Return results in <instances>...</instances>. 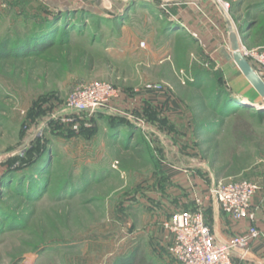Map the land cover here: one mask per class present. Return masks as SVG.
I'll return each instance as SVG.
<instances>
[{"label":"rangeland","instance_id":"374dc122","mask_svg":"<svg viewBox=\"0 0 264 264\" xmlns=\"http://www.w3.org/2000/svg\"><path fill=\"white\" fill-rule=\"evenodd\" d=\"M218 1L227 11L215 0L0 3V45L29 29L35 15L67 9L94 15H71L84 28L39 56L0 58V204L22 221L12 231L0 228V264H120L135 252V264H177L164 220L195 209L196 198L204 214L216 180L261 185L264 118L250 114L264 104L231 60L230 34L239 48L264 50V0ZM88 83L111 85L122 96L93 115L65 112L68 94ZM231 84L257 102L235 97ZM148 85L162 91H146ZM220 88L251 109L209 132L206 124L220 120L208 108ZM101 116L128 127L110 131ZM236 121L249 129L238 143ZM88 129L95 130L90 138ZM41 146L49 153L47 192L35 202L21 200L4 186L7 169L20 171ZM68 177L69 189L57 196Z\"/></svg>","mask_w":264,"mask_h":264},{"label":"built area","instance_id":"2783aa9c","mask_svg":"<svg viewBox=\"0 0 264 264\" xmlns=\"http://www.w3.org/2000/svg\"><path fill=\"white\" fill-rule=\"evenodd\" d=\"M217 7L227 11L228 5L215 0ZM5 3V0H0ZM139 46L144 47L140 42ZM242 57L249 62L254 71L264 82V50L246 51L239 48ZM231 56V54H230ZM146 91L160 92L159 85H148ZM122 92L105 83H88L73 89L65 100V112L73 115L89 113L93 115L98 109L105 107L110 102L120 99ZM78 118L72 119L71 128ZM256 183L246 180L220 179L212 183L207 197L215 202L220 210L231 220H253L250 212L251 199L258 192ZM202 198L195 199V209L173 213L162 222L163 230L171 236L168 253L177 264H233L235 256L242 257L249 246L260 237L259 231L254 226L236 234L225 241H218L206 225L203 214Z\"/></svg>","mask_w":264,"mask_h":264},{"label":"trees","instance_id":"16d2710c","mask_svg":"<svg viewBox=\"0 0 264 264\" xmlns=\"http://www.w3.org/2000/svg\"><path fill=\"white\" fill-rule=\"evenodd\" d=\"M79 14V19L84 17L89 19L93 18L94 15L87 11L86 9L74 10L67 9L58 11L57 14L51 15H39L32 19V24L29 29L21 31L19 35L14 34L13 37H8L5 39L3 43L0 45V58L7 57H35L39 56L43 52L53 48L55 45H60L62 43L68 42L70 31L80 32L82 28H84L82 22L81 25L73 24L70 21L72 20L71 15ZM168 28L172 30L170 21L166 23ZM167 28V27H166ZM261 30V29H260ZM182 38V37H180ZM197 76V74H195ZM196 78V77H194ZM219 92V93H218ZM214 96L213 103L209 104V110L212 114H218L220 120L216 123H208L206 124V129L210 132L212 128H219L224 119L228 116H237L238 114L245 113L251 108L247 105H241V103L237 100H233L229 97V94L225 91V89L220 88V90ZM222 98V100H221ZM253 110V109H252ZM251 113V117L262 119L264 118V110H253ZM101 120H104L107 124V127L110 131L122 127H126V123L122 120H118L116 118L111 117H100ZM128 127V126H127ZM79 131L75 134L70 131V135L75 136L81 132H83L82 128L78 129ZM248 128L245 125H242L241 122L236 121L232 126V134L236 138L237 143L241 141L243 136L247 134ZM86 138L92 137L94 135L95 130L88 129ZM40 153H38L37 157L34 159L28 157L26 164L19 168L18 170H13L12 168L7 169L6 176L7 183L4 185L6 188L10 189L16 196H18L21 200H25L28 202H35L37 199H40L42 194L47 191V181L49 171L45 169V160L48 159V151L46 147L40 148ZM47 158V159H46ZM233 161H235V157H233ZM44 162L42 167H37L38 163ZM49 164V162H48ZM228 166V165H227ZM30 168V169H24ZM23 168V171L21 170ZM224 169V168H223ZM220 170L219 172L223 171ZM243 169H241L242 171ZM19 172V174H15V172ZM9 172V173H8ZM230 175V176H235ZM228 176V175H227ZM69 177L63 181L59 188L57 189L56 195H60L63 191H67L69 188ZM71 192V191H70ZM190 211V210H189ZM205 214V213H204ZM206 222V215H204ZM18 224H22V221L19 217L14 215H10L6 209L2 207L0 204V228L1 231H12L15 229ZM206 225L208 226L207 222ZM136 260V252L132 253L128 258L124 259L120 262V264H135ZM139 262V261H138Z\"/></svg>","mask_w":264,"mask_h":264},{"label":"crops","instance_id":"0c3cea01","mask_svg":"<svg viewBox=\"0 0 264 264\" xmlns=\"http://www.w3.org/2000/svg\"><path fill=\"white\" fill-rule=\"evenodd\" d=\"M34 7L35 6H33V4H29L26 6V9H35ZM173 22L179 23L175 20ZM229 86L230 88L233 87L232 84ZM233 93L237 94L235 97L241 99V101L245 100L248 102H257L251 97L250 92L245 88L233 87ZM233 93L231 95L234 96ZM174 173H176V171L168 170L167 175L169 176ZM177 175L181 176L180 174ZM184 182H186L185 179ZM260 182L261 185L259 186V190L251 199L250 203V212L253 215L252 221L244 219L242 221L235 222L231 220L211 199L206 205V222L212 235L218 241H225L236 234H240L247 230L249 226H254L260 233V237L249 246V249L244 256H235L233 258V264H264V179H261ZM183 186H185V184ZM193 193L195 196L202 195L198 189H194Z\"/></svg>","mask_w":264,"mask_h":264},{"label":"water","instance_id":"95a60500","mask_svg":"<svg viewBox=\"0 0 264 264\" xmlns=\"http://www.w3.org/2000/svg\"><path fill=\"white\" fill-rule=\"evenodd\" d=\"M230 39L232 45L231 60L234 66L237 67L238 70H240L244 78L250 84L252 89L257 93V95L260 97L261 101H263L264 104V82L252 69L249 63L242 57L234 33L230 34Z\"/></svg>","mask_w":264,"mask_h":264},{"label":"bare ground","instance_id":"6f19581e","mask_svg":"<svg viewBox=\"0 0 264 264\" xmlns=\"http://www.w3.org/2000/svg\"><path fill=\"white\" fill-rule=\"evenodd\" d=\"M240 50V49H239ZM256 106V105H255ZM256 108H258L257 106H256ZM258 110V109H257Z\"/></svg>","mask_w":264,"mask_h":264}]
</instances>
